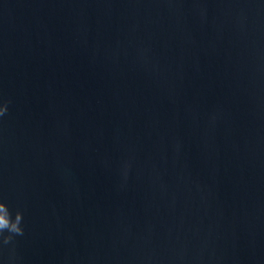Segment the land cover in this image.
Returning a JSON list of instances; mask_svg holds the SVG:
<instances>
[{
    "label": "water",
    "instance_id": "obj_1",
    "mask_svg": "<svg viewBox=\"0 0 264 264\" xmlns=\"http://www.w3.org/2000/svg\"><path fill=\"white\" fill-rule=\"evenodd\" d=\"M0 264H264V0H0Z\"/></svg>",
    "mask_w": 264,
    "mask_h": 264
},
{
    "label": "clouds",
    "instance_id": "obj_2",
    "mask_svg": "<svg viewBox=\"0 0 264 264\" xmlns=\"http://www.w3.org/2000/svg\"><path fill=\"white\" fill-rule=\"evenodd\" d=\"M8 112V102H0V117ZM23 212L17 210L13 217L8 204L0 199V241L3 245L13 242L14 238L23 235L24 227L22 225Z\"/></svg>",
    "mask_w": 264,
    "mask_h": 264
}]
</instances>
